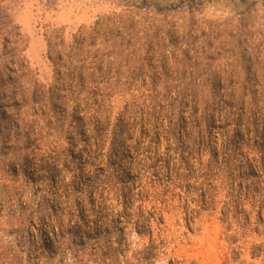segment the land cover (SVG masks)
<instances>
[{
	"label": "rangeland",
	"instance_id": "rangeland-1",
	"mask_svg": "<svg viewBox=\"0 0 264 264\" xmlns=\"http://www.w3.org/2000/svg\"><path fill=\"white\" fill-rule=\"evenodd\" d=\"M0 264H264V0H0Z\"/></svg>",
	"mask_w": 264,
	"mask_h": 264
}]
</instances>
